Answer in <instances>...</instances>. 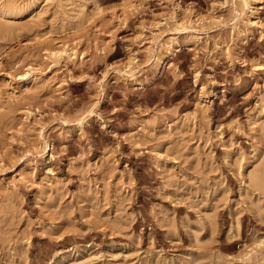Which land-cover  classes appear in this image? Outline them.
<instances>
[{
	"label": "rangeland",
	"instance_id": "rangeland-1",
	"mask_svg": "<svg viewBox=\"0 0 264 264\" xmlns=\"http://www.w3.org/2000/svg\"><path fill=\"white\" fill-rule=\"evenodd\" d=\"M10 2L0 264H264V0Z\"/></svg>",
	"mask_w": 264,
	"mask_h": 264
},
{
	"label": "bare ground",
	"instance_id": "bare-ground-1",
	"mask_svg": "<svg viewBox=\"0 0 264 264\" xmlns=\"http://www.w3.org/2000/svg\"><path fill=\"white\" fill-rule=\"evenodd\" d=\"M10 1H9V3L5 2V3H1L0 4V35L3 32L6 33L5 29H7V28H12V27L14 28L15 24L13 25V23L17 22L18 19L21 17V12L19 11V7H17L15 5V3L10 2ZM39 1H40V3H44V4H49V3L53 4V3H55V4L59 5V6H62L63 2H64V0H39ZM258 2H259V0H235V2L232 3V6L234 7L233 10L235 12V17L237 18V21H239L238 19L240 17H244L246 15L247 19H248V22L251 25H257V26L260 25V26H262L261 22L259 20H256L258 18V16H257V6H256ZM35 16H37V15H35ZM254 18H256V19L254 20ZM237 21H236V23H237ZM235 24H234V26H235ZM186 29H187L186 27H183L182 30H186ZM9 31H11V30L9 29ZM261 32H263V31H261ZM76 47H77V45H76ZM76 47H75V45L73 46V45L65 43V44H63L61 46H58V47L56 46V47H52L50 49H45V50L47 52V58L51 60L53 65H56V64L59 63V61L62 58L63 59L64 58H68V59L76 58V56H77ZM157 62H161V59L158 58ZM38 73H41V71L33 68L32 66H29L26 69H24L22 74H20V75L17 74L21 81L20 82L14 81L13 83H11V85H10V90L11 91L9 90L10 91V93H9L10 97L11 98H13V97L15 98L17 96V90L20 89V88H22V89L23 88L24 89H30L32 86H34L37 83L45 80V77H42V76L38 75ZM0 107H1V104H0ZM84 120H85V117L83 115V117H81L80 120H79V127L82 126ZM263 122L261 124V130L264 131V123ZM258 162H259V160H258ZM260 165L261 164H259L258 166H260ZM258 166H255V167H258ZM248 176L250 177V181L254 184V186L255 185L257 186L256 188H260V189L264 190V163L260 167H258V169L254 170L253 172H250V174L248 173Z\"/></svg>",
	"mask_w": 264,
	"mask_h": 264
}]
</instances>
